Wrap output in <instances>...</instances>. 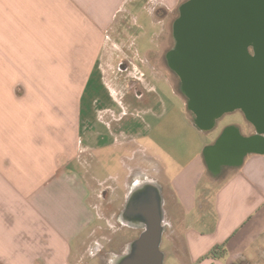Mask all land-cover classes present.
Wrapping results in <instances>:
<instances>
[{
  "label": "crops",
  "instance_id": "crops-1",
  "mask_svg": "<svg viewBox=\"0 0 264 264\" xmlns=\"http://www.w3.org/2000/svg\"><path fill=\"white\" fill-rule=\"evenodd\" d=\"M127 1L0 0V264H71L73 245L95 221L87 200L105 183L112 198L124 199V223L139 234L128 200L145 184L159 191L163 264H219L202 258L223 242L227 253L251 262L247 252L255 254L264 237V156L250 154L220 177L198 159L171 172L129 126L112 127L135 115L104 79L110 102L97 110L103 129L82 126L91 76L102 74L107 50L121 48L115 23L128 16ZM146 2L170 10L178 0ZM149 51L133 49L130 62L146 66ZM204 171L218 185L211 214L196 197Z\"/></svg>",
  "mask_w": 264,
  "mask_h": 264
},
{
  "label": "rangeland",
  "instance_id": "rangeland-1",
  "mask_svg": "<svg viewBox=\"0 0 264 264\" xmlns=\"http://www.w3.org/2000/svg\"><path fill=\"white\" fill-rule=\"evenodd\" d=\"M185 1L187 0H178L170 10L161 5L146 4V0H130L131 4L127 1L125 8L129 10L128 16H121L115 23L116 44L121 48L118 53L107 50L110 55L103 56L102 74L99 71L93 73L82 104L86 118L82 121V126L85 129L102 131V125L97 121V110L110 102L108 97L110 92L103 86L102 79L106 83H111L112 89L122 95L133 94L134 89L132 88L131 91L126 84L135 85L139 90L141 87L139 84H148L147 87L141 88V92L148 98L146 104L131 109L132 114L142 120L141 127L132 128L131 131L139 138V143L159 151L164 165L169 167L171 172L184 169L196 159L201 164L203 161L206 162L203 150L215 143L228 126L236 125L243 136L254 133L253 127L249 122L247 123L240 110L224 114L209 132H201L194 128L185 105V98L178 90L179 80L167 67L165 58L174 46L172 24L178 17V8ZM152 21L159 25H154ZM129 41L133 45L129 44ZM133 49L139 54L150 50L145 59L148 63L146 66L138 61L130 62ZM120 62L123 64L122 67H127L124 72L119 69ZM161 78L163 80L160 82L155 81ZM153 88L156 90L152 91ZM96 97L100 98L98 104H93L92 101ZM93 108H97L95 112ZM110 108L118 109L113 103L110 104ZM116 124L113 122L112 127ZM91 133L92 131L90 133L87 131V136H84V145L85 140L91 137ZM90 163L89 159V165ZM132 163L137 164L138 161ZM104 175L106 177L108 172ZM202 176L196 197L205 199L208 204L203 213L211 214L213 196L218 185L211 187L208 181L210 175L206 171ZM108 186L109 183H105L98 193L93 191L90 193L87 202L93 208L95 221L73 245L71 264H116L118 258L128 253L129 243L139 235L134 225L124 223L122 218L124 199L112 198ZM257 250L264 252V237L258 239L255 254L249 251L246 254L248 259H252L251 264H264V260L261 259L263 257L257 254ZM236 260L230 252L218 263L236 264Z\"/></svg>",
  "mask_w": 264,
  "mask_h": 264
},
{
  "label": "water",
  "instance_id": "water-1",
  "mask_svg": "<svg viewBox=\"0 0 264 264\" xmlns=\"http://www.w3.org/2000/svg\"><path fill=\"white\" fill-rule=\"evenodd\" d=\"M178 12L174 46L165 58L194 128L210 131L224 114L240 110L258 132L243 136L227 127L203 150L208 170L239 167L250 154L264 156V0H187ZM141 189L127 207L142 231L116 264H163L161 196L151 184Z\"/></svg>",
  "mask_w": 264,
  "mask_h": 264
},
{
  "label": "flooded vegetation",
  "instance_id": "flooded-vegetation-1",
  "mask_svg": "<svg viewBox=\"0 0 264 264\" xmlns=\"http://www.w3.org/2000/svg\"><path fill=\"white\" fill-rule=\"evenodd\" d=\"M122 63H120L118 66H119V69L120 70H122V71H124V70H126V68L125 67H122ZM172 72V71H171ZM176 77H177V75L174 73V72H172ZM178 78V77H177ZM179 80V79H178ZM126 86L127 87H130V90L132 89L133 90V94L132 95H130V94H127V95H124L123 97L125 98L124 100H125V102L126 103H128L132 108L133 107H135V108H139L138 106L139 105H145L146 104V102L148 101V98L146 97V95H144L142 92H141V89L139 90L138 88H136L135 87V85H132V84H130V85H127L126 84ZM129 90V91H130ZM131 90V91H132ZM128 91V92H129ZM184 97V96H183ZM185 98V97H184ZM185 105H186V98H185ZM234 112V111H233ZM188 113L190 114V116H191V118L193 119V116H192V113L190 112V111H188ZM230 113H232V112H230ZM141 122H142V120H140V119H138L137 117H129V118H127L126 119V121H119L116 125H117V127H121V125H123V126H125V127H128L129 126V128H130V130L133 128V129H136V128H140L141 127ZM247 123H248V121H247ZM250 124V123H249ZM251 126L253 127V130H254V133L253 134H251V135H258V132H257V130H256V128L251 124ZM231 127H233V128H235V129H237L238 130V128L236 127V125H233V126H231ZM201 132H209V131H201ZM250 135V136H251ZM260 136H262V134H260ZM203 157H204V155H203ZM226 168V167H225ZM217 169H220L219 170V172L218 173H216V172H214V171H212L211 169L209 170V172H210V174L212 175V176H214V177H220L222 174H223V171L225 170L224 168H217ZM138 177H139V173H138Z\"/></svg>",
  "mask_w": 264,
  "mask_h": 264
},
{
  "label": "trees",
  "instance_id": "trees-1",
  "mask_svg": "<svg viewBox=\"0 0 264 264\" xmlns=\"http://www.w3.org/2000/svg\"><path fill=\"white\" fill-rule=\"evenodd\" d=\"M186 2V1H185ZM179 15V12H178ZM249 54H253V50L252 48L248 49ZM257 254L261 255L263 258H261L262 260H264V252L257 250ZM227 255V250H226V242H223L220 245H216L214 246L203 258V259H212V260H222L225 258V256ZM236 264H251L249 261H247L244 257L240 256L239 258H237L236 260Z\"/></svg>",
  "mask_w": 264,
  "mask_h": 264
}]
</instances>
